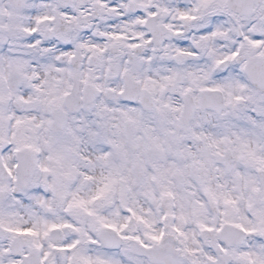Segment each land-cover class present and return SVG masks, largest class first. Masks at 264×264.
Instances as JSON below:
<instances>
[{
  "label": "snow or ice",
  "instance_id": "6c2138e0",
  "mask_svg": "<svg viewBox=\"0 0 264 264\" xmlns=\"http://www.w3.org/2000/svg\"><path fill=\"white\" fill-rule=\"evenodd\" d=\"M0 264H264V0H0Z\"/></svg>",
  "mask_w": 264,
  "mask_h": 264
}]
</instances>
